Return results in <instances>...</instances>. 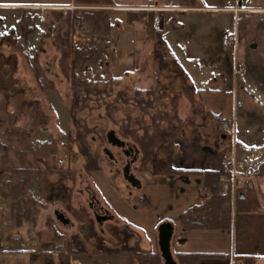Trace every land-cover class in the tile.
I'll use <instances>...</instances> for the list:
<instances>
[{"label": "rangeland", "instance_id": "rangeland-1", "mask_svg": "<svg viewBox=\"0 0 264 264\" xmlns=\"http://www.w3.org/2000/svg\"><path fill=\"white\" fill-rule=\"evenodd\" d=\"M161 1L180 6L161 16L162 20H168L164 35L196 83L165 46L162 37L164 26L156 11L131 9L154 12V22L157 20L158 27H153L157 34L148 38L145 18L128 24L123 8L77 5L75 10L23 15V21L33 31L24 40L21 25L14 28L21 91L7 96L0 94V120H4L3 127L0 126V139L6 145L0 157L7 155L14 165L19 166L15 151L23 150L31 166L39 167L47 180L56 187L62 186V191L70 194L73 207L88 212L95 232L103 237V244L111 248L120 244L109 228L129 223L138 229L130 241L131 245L139 241L141 247L160 253V221L173 220L180 228V217L187 204L192 205L188 209L201 204L210 191L204 186L203 175L158 176L141 170L139 146L122 135L118 124L129 115L149 124L150 116L141 114L133 105L121 103L114 105L109 113L101 103L96 110L82 109L79 102L73 100L70 82L62 72L60 59L63 49L71 50L76 76L88 79L92 84L112 87L115 91L122 89L129 96L137 89L154 90L156 95L163 97L155 108L157 111L169 109L171 97L180 95L177 113H172L178 117L173 121L177 132L166 121L160 124L161 129L175 135V138L168 136L169 144L155 150L161 159L172 155L174 167V158L182 150L191 158L197 148L203 147L217 150V169L222 163L221 148L227 149L228 154H235L238 164L246 158L249 162L246 173L237 177L238 186L228 193L232 213L236 210L239 193L246 192L240 187L247 180H257L253 172L264 162V0ZM98 9H104L110 15L114 24L110 34L97 32L94 18L88 20L86 17L95 15ZM196 9L200 11H194ZM69 14L73 17L71 22L67 20ZM35 17H39L43 26L38 27V33L31 38L36 27L30 25V20H35ZM174 20L182 21L184 27L178 23L176 28ZM10 31H0V38ZM160 37L162 42L158 39ZM252 44L257 47L252 48ZM2 104L6 106L3 108ZM72 108L74 116L94 130L87 141L100 156L101 171H87L86 159L81 155L79 145L69 141L70 134L75 135L78 130L71 122ZM217 115L238 120V135H243L250 146L236 142L235 133L225 132L228 137L223 138V131L215 118ZM9 118L15 120L18 134L10 140L5 134ZM112 130L127 142L126 149L138 151L130 171L145 184L142 189L124 177V168L132 158L125 154L124 149L109 143L107 136ZM249 153L251 155L247 157ZM148 168L150 170L151 167ZM175 168L184 171L198 169ZM5 169L0 160V180L13 181ZM185 179H192L193 185L186 186ZM261 181L264 184V178ZM204 188L206 191L202 190ZM27 189L28 197L34 198L38 205L37 208L31 207L35 220L23 219L21 227L16 226V220L11 216L13 198L6 188L0 190V245L8 247V239L21 238L26 243L38 239V247H54L65 244L67 237L80 232L82 225L77 216L66 203L55 199L53 191L49 193L36 181H31ZM48 196L52 199L48 200ZM94 199L98 202V209H103L102 214L107 211L113 218L105 221L96 218L95 209L90 206ZM60 214H64L70 223L62 222L58 217ZM193 237L195 240L199 238L197 235ZM212 237L216 238L213 234L205 235L207 239L200 238L198 243L205 245L204 242ZM81 239L87 248H92L83 236ZM173 240L172 252L178 262V250ZM80 255H85L81 257L84 264H132L129 257L118 254L85 253L73 258ZM259 264H264V261H259Z\"/></svg>", "mask_w": 264, "mask_h": 264}, {"label": "trees", "instance_id": "trees-1", "mask_svg": "<svg viewBox=\"0 0 264 264\" xmlns=\"http://www.w3.org/2000/svg\"><path fill=\"white\" fill-rule=\"evenodd\" d=\"M79 5L91 6H116L113 0H75ZM195 3V1L193 2ZM95 15H87L88 20L94 18L97 32L110 34L112 32L113 23L109 13L104 9L95 10ZM126 22L133 24L135 22L146 19L145 25L147 28L148 38H153L157 33L154 29L155 14L153 11L146 10H126ZM24 17V16H23ZM72 14L67 16V20H72ZM71 22V21H70ZM71 26V24L69 25ZM22 34L21 37L25 40L28 33L33 31V28L27 25L24 21L21 23ZM16 31L11 29L9 34H5L0 38V94L10 95L12 93H20L21 86L18 76L19 62L17 54V44L13 40ZM159 35V34H158ZM159 41L162 42V38ZM6 47L9 49L6 50ZM72 53L70 49H63L60 59L62 72L68 79L73 91V100L79 102L82 109L96 110L100 104L105 106L107 113L117 104L133 105L139 110L141 114H148L150 116L149 124L142 122V120H135L130 115L119 122V129L125 138H129L139 146L141 151L140 169L143 171H150L153 175H173V174H188V175H203L204 186L210 193L208 197L199 205L190 209H186L180 217V221L186 230H219L228 231L232 228L233 213L229 208V192H224L221 188V179L223 175H227L223 163L220 164L219 169L216 170H179L173 166V157L168 156L161 159L156 155V149L169 144L168 136L172 139L175 135L168 134L161 129L160 124L166 121L174 132L178 128H173V121L178 117L172 116V113H177L179 96L175 94L171 97L170 108L166 111L156 110L157 104L160 103L163 97L156 95L154 90L137 89L132 96L125 93L124 90L115 91L112 87L100 86L92 84L91 81L76 76L73 62L71 61ZM192 90V89H189ZM188 92V91H187ZM113 97V98H111ZM193 101L192 97H189ZM97 103L94 106L91 103ZM2 104L1 107H5ZM71 122L78 127L75 135L70 134L69 141L71 144L77 143L81 155L86 159L85 169L87 171H101L100 156L94 152L87 141V137L94 132V130L87 126L84 120L76 118L73 114V108L70 110ZM15 120L9 118L8 128L5 134L10 140L17 134V128L14 125ZM4 120H0V126L3 127ZM137 125V127H134ZM152 129V130H151ZM142 131V133H140ZM20 134V132H19ZM226 134V133H222ZM227 135V134H226ZM222 136V135H221ZM228 137V135L226 136ZM6 150V145L0 139V152ZM227 149L221 148L219 154L221 162L223 155ZM137 151V150H136ZM174 151V150H173ZM22 151H15L19 166L14 165L13 161L7 155L0 157L3 166L9 171L10 177L13 181L6 182L0 180V190L7 189L13 202L11 203V216L16 220V226L21 227L23 219L25 221L33 222L35 220L31 207L37 208L38 202L28 197L29 190L27 186L31 181L39 182L49 193L53 191L56 195L55 199L62 203H66L70 210L77 216L82 228L78 234H73L65 240V244L54 246L55 252L64 253L73 258L77 254H118L129 257L132 264H165L159 252L141 247L139 241L131 245L130 241L135 237L138 229L129 223L124 225H115L109 228L110 233L118 240L119 247H108L103 244V237L99 236L94 229V223L91 216L83 208H75L71 202L69 193L62 191V186L56 187L53 183L46 179L44 172L39 167H33L29 161L26 160V154ZM138 152V151H137ZM136 153V152H135ZM138 154V153H137ZM174 154V152H173ZM148 167H151L150 170ZM6 169L4 171H6ZM257 180H247L244 182L243 188L246 190L245 194L242 191L238 195L236 210L237 213H264V184L261 181L264 178V162L260 164L259 168L253 172ZM56 187V188H55ZM242 189V190H243ZM243 195V196H242ZM52 199L48 196V200ZM1 223V220H0ZM83 236L91 245V249L87 248L81 236ZM61 239V238H59ZM230 254L223 252H177L178 264H200L204 259L210 258H228ZM235 260L239 264H259L260 258L253 255H236Z\"/></svg>", "mask_w": 264, "mask_h": 264}, {"label": "crops", "instance_id": "crops-1", "mask_svg": "<svg viewBox=\"0 0 264 264\" xmlns=\"http://www.w3.org/2000/svg\"><path fill=\"white\" fill-rule=\"evenodd\" d=\"M113 1L116 4V8H123L125 10L147 8L156 11V15L160 18L158 20L161 21L164 26L162 37L164 38L165 46L170 50L171 55H173L174 59L178 61L179 65H181V67L187 71V69L182 66L181 60L177 57L178 55L175 54V50H173L171 44H169L168 38L164 35L168 20L166 18H164V20L161 19L162 15H167L166 12L168 10H177L180 8V6L163 4L161 0ZM77 5L79 6L75 0H0V31L20 27L21 23L23 22L22 17L25 14L33 16L37 13L36 15H41L43 13H50L60 11L62 9L77 7ZM194 11L200 10L196 9ZM161 12H164L165 14H161ZM35 18V20H30V25L36 27L35 31L30 36L31 38L33 35L38 33V27L43 26L42 22L39 20V17ZM178 23L184 27L182 21L177 22L174 20L176 28ZM186 73L191 77L193 82L196 83L191 73L188 71ZM198 87L202 88L200 85ZM234 123V135L236 142H239L242 145L250 146V144L245 141L246 138L243 135H238V120H234ZM191 148L194 149L195 147L191 146ZM196 150V153L192 154L193 157L191 158H189L187 153L182 150L179 155L174 158L175 167H190L207 170H216L218 168V153L214 147H203L202 149L197 148ZM249 155L251 154H247V157ZM184 156H186V159H184ZM243 160L246 161V158ZM137 179L140 182V186H136V188L142 189L145 184H142L139 178ZM191 180L192 179H185V185L189 186L190 183L193 185L194 182ZM202 190L206 191L205 188ZM179 198H181V196ZM139 199L141 200L142 198ZM179 201L182 202V200ZM191 206L187 204V207L185 208L188 209ZM186 209H184V211ZM163 222H171L174 225L175 230L173 245H175V248L178 250V252H223L230 254V257L225 259L207 258L202 260L200 264H239L235 260L236 255H253L259 257L260 261H264V213L234 212L232 228L228 231H189L183 227L182 223H180V228L179 226L177 228V225L173 220L160 221L159 225ZM209 234L215 235L216 238L212 237L210 240L208 238V241L204 242L205 245H202L203 243H198L200 238H205V235ZM194 235H197L199 238L197 240L193 239ZM7 241L8 247L0 245V264H84L81 261V257L85 255H80L77 258H71L64 253L55 252L53 250V245H49L47 247H38V244H36L38 239H34L29 243H26L21 238H17L15 240L8 239ZM20 245L26 246L20 247Z\"/></svg>", "mask_w": 264, "mask_h": 264}, {"label": "water", "instance_id": "water-1", "mask_svg": "<svg viewBox=\"0 0 264 264\" xmlns=\"http://www.w3.org/2000/svg\"><path fill=\"white\" fill-rule=\"evenodd\" d=\"M252 48H256V44L251 45ZM108 141L112 146L122 148L124 149V152L126 155L129 156V152L133 148H130V150L126 149V146L128 145L126 141L121 139L116 131L112 130L108 133ZM223 138H226V135L223 134ZM137 153V151H136ZM131 166L130 163H128L124 168V177L133 185V186H140L139 180L136 178V176L130 171ZM243 196V195H242ZM62 222L65 224H69L70 220L65 217L64 214H60L58 216ZM174 225L171 222H163L160 224L158 228V246L159 251L161 253L162 259L164 260L165 264H178L177 260L175 259L173 252H172V240L174 237Z\"/></svg>", "mask_w": 264, "mask_h": 264}, {"label": "built area", "instance_id": "built-area-1", "mask_svg": "<svg viewBox=\"0 0 264 264\" xmlns=\"http://www.w3.org/2000/svg\"><path fill=\"white\" fill-rule=\"evenodd\" d=\"M69 9H75L69 8ZM154 27H158V22L155 20ZM217 122L220 124V128L223 132L233 134L235 132V123L234 119L225 117L222 115H217ZM222 163L228 172L227 175H223L221 179V188L224 192H233L238 186V178L240 175L246 172L248 169V161L243 160L241 164L237 163V156L232 153H225L222 157Z\"/></svg>", "mask_w": 264, "mask_h": 264}, {"label": "flooded vegetation", "instance_id": "flooded-vegetation-1", "mask_svg": "<svg viewBox=\"0 0 264 264\" xmlns=\"http://www.w3.org/2000/svg\"><path fill=\"white\" fill-rule=\"evenodd\" d=\"M130 150V149H129ZM134 151V150H133ZM132 151V149L130 150V152H129V156L132 158L131 159V162H130V166L133 164V163H135L136 162V160H137V157H138V154L137 153H135V152H133ZM98 202H97V200H93L91 203H90V206H91V208H94L95 209V213H96V218H98L99 220H101V221H105V220H107V219H111V218H113V216H111L110 215V213L108 214L107 213V211H105V214H102L104 211H103V209L100 207L99 209H98Z\"/></svg>", "mask_w": 264, "mask_h": 264}]
</instances>
